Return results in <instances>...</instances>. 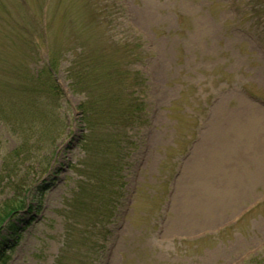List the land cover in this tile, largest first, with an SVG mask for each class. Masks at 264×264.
<instances>
[{
    "label": "rangeland",
    "instance_id": "obj_1",
    "mask_svg": "<svg viewBox=\"0 0 264 264\" xmlns=\"http://www.w3.org/2000/svg\"><path fill=\"white\" fill-rule=\"evenodd\" d=\"M100 30L119 51L96 46ZM91 37L128 84L144 74L149 122L108 232L101 219L65 243L61 213L85 183L66 71ZM52 60L56 102L40 93ZM23 194L0 264H264V0H0V209Z\"/></svg>",
    "mask_w": 264,
    "mask_h": 264
},
{
    "label": "trees",
    "instance_id": "obj_2",
    "mask_svg": "<svg viewBox=\"0 0 264 264\" xmlns=\"http://www.w3.org/2000/svg\"><path fill=\"white\" fill-rule=\"evenodd\" d=\"M113 47L118 49L120 44L113 43ZM133 47L137 51L140 44L134 43L126 48L132 61L139 58V55L132 54ZM67 72L71 90L81 94L84 99L79 106L81 120L85 124L80 141L83 159L76 167V175L85 183L74 195L72 204L66 206L64 218L68 221V229L72 231L75 230L76 222L86 223L81 233L87 235L92 231L91 224L95 225L101 219L110 222L123 197L125 185L122 180L129 167L128 158L137 148L138 136L147 123L144 103L146 86L145 79L135 73L132 87L126 89V71L121 70L120 63L103 65L90 51L80 50L72 56ZM43 84L46 90L50 89L51 95H59V89L49 72ZM19 150L20 157H29L30 151L27 152L23 147ZM11 161L9 170L15 172L22 165L21 161ZM17 187L13 182V192L18 191ZM14 196L15 200L3 203L0 209V231L3 226L13 235L5 241L0 237L2 263L6 260V249L21 238V229L13 220L23 208L26 196ZM108 206L111 211H106ZM103 226L101 224L95 229H102Z\"/></svg>",
    "mask_w": 264,
    "mask_h": 264
}]
</instances>
